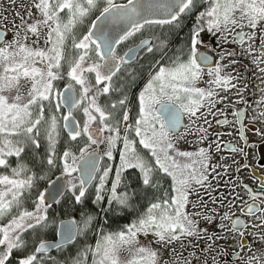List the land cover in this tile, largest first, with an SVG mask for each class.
Wrapping results in <instances>:
<instances>
[{
    "label": "snow or ice",
    "instance_id": "snow-or-ice-1",
    "mask_svg": "<svg viewBox=\"0 0 264 264\" xmlns=\"http://www.w3.org/2000/svg\"><path fill=\"white\" fill-rule=\"evenodd\" d=\"M202 2L30 0L16 9L11 38L0 30V264H89V255L90 264H160L158 251L142 244L141 234H151L158 244L207 235L198 221L203 222V216L211 222V217L204 215L203 202L193 189L209 187L208 150L180 151L177 133L193 126L205 101L213 104L212 86L231 78L221 75L223 66L216 61L215 68L209 67V76L215 74L210 87L196 86L211 61L199 48L200 32L207 27L226 36L227 28L235 25L241 28L240 42L247 40L245 46L251 50L257 49L259 36L264 57V0H206L201 7ZM93 11L98 12L94 19ZM193 15L195 22L175 48L168 36L144 34L156 25L167 26L170 34L185 16ZM137 37L124 54L119 53L122 42ZM148 56L153 60L147 77L132 93L138 73L130 65ZM21 79L26 91L21 90ZM13 89L15 95L5 94ZM91 145L97 148L90 150ZM194 155L199 161L191 164L177 159ZM166 177L170 187H165ZM138 195L145 205L142 211ZM88 199L91 208L86 206ZM189 203L197 211L188 212ZM62 204L66 209L72 206L63 219L57 214ZM247 207L251 213L253 205ZM259 211L264 224V208ZM122 213L130 219L120 224ZM89 232L96 235L95 245L83 244L73 254V245ZM260 238L264 240V233ZM121 248L131 254L123 261ZM176 264L190 261L178 259ZM195 264H200L198 258ZM213 264H218L215 258Z\"/></svg>",
    "mask_w": 264,
    "mask_h": 264
},
{
    "label": "flooded vegetation",
    "instance_id": "flooded-vegetation-1",
    "mask_svg": "<svg viewBox=\"0 0 264 264\" xmlns=\"http://www.w3.org/2000/svg\"><path fill=\"white\" fill-rule=\"evenodd\" d=\"M205 4L206 0L201 3V7H204ZM194 22V15L185 16L180 26L174 28L170 34L167 26L160 25L145 29L144 34H159L162 38L168 36L172 47L175 48L181 43L183 36ZM228 28L226 36H222L215 29L212 31H209L207 27L201 29L199 48L211 57V61L208 66L203 68V78L196 82V86L204 89L210 87L208 81L214 79L215 74L212 77L209 76V67L215 68L216 61H219L223 66L221 75L226 74L231 79L227 81V84L221 79L218 85L212 86L215 93L214 106L205 101V104L199 108L197 116L193 117V126L188 127L187 131L181 128L177 136L199 134L201 133L199 129L204 125L210 128L214 136H221L226 130L231 131L230 138L216 143L217 159H229L228 165L225 167L222 162L220 163L222 172H217L216 175L221 174L220 176H222L226 170L228 184L234 182L236 184L233 192L237 195V203L236 207L232 208L230 225L234 219L244 220L246 228L234 231L241 235V232L247 229V219L250 216L261 214L259 209L264 208V100L261 99L264 97V62H261L264 61V57H261L258 47L259 36L255 39L257 49L251 50L245 46L248 44L247 40H244L243 43L240 42L238 35L241 31L240 27L232 25L231 29ZM243 31L248 33L250 29L244 25ZM139 38L137 37L136 40L130 38L128 42H122L118 46L119 53L124 54L125 49L136 43ZM164 51L171 55L168 49ZM256 57H261V61H257ZM138 60L139 63L130 65L135 66L138 73L135 83L131 85L132 93L138 91L144 83L153 57L148 56L145 59L138 57ZM120 75L124 76L126 72L121 71ZM232 96H237V98ZM205 107L209 111H205ZM203 116H205V121ZM183 123L188 124L187 116L183 117ZM255 136H262V138L255 141ZM250 157L252 160L247 159ZM221 191H224V196L230 197V191L224 189ZM248 205H253L251 213L248 211ZM234 255L238 256L239 254Z\"/></svg>",
    "mask_w": 264,
    "mask_h": 264
},
{
    "label": "rangeland",
    "instance_id": "rangeland-1",
    "mask_svg": "<svg viewBox=\"0 0 264 264\" xmlns=\"http://www.w3.org/2000/svg\"><path fill=\"white\" fill-rule=\"evenodd\" d=\"M29 2L30 0H15V4H13L12 0H0V27L5 29L8 33L6 36L7 39H10L11 35L15 32L12 21L15 17L16 9L20 8L21 5L28 4ZM113 2L125 3L126 0H113ZM20 10L24 11V9L22 8ZM95 15H98L97 11H93L91 18L94 19ZM5 16L8 17L7 20L3 19ZM88 22L90 23V19ZM40 45L43 46V40L40 41ZM19 84L21 90L26 91V81L24 79H21ZM59 86L63 87V84L60 83ZM5 94L15 95L16 92L15 89H13L12 91L6 92ZM234 98H237V96H235ZM203 120L205 121V116H203ZM203 128L206 131L199 134H193L192 136L191 134H183L177 136V147L180 149V151H187L192 153H196L197 149L200 147L208 150V165L207 172L205 173L208 179L205 181V183H207L209 187L204 188L194 185L193 195L198 196L199 199L203 202L204 215H208L211 217V222H209L208 220H203L202 216L201 221L203 222L198 221V225L200 228L206 229L207 235H211L213 237V240H208L207 235H205L204 233L200 234L202 237L201 239H197L196 236L183 237L172 241L171 243L165 242L163 244H158L151 237V234H148L147 238H145L144 234H141L138 238L140 239L142 244L150 246L154 250L158 251L160 264H166V261L169 260L173 261L174 264H176L178 259L180 261L187 260L190 261V264H195L197 258L199 259L200 264H205V262L206 264H213L214 258L217 260L218 264H249V259L253 257L255 259L252 260V264H256V260H259L262 262V264H264V255H262V253H264V240H261L260 238L261 234L264 233V224H262L258 219L261 214L250 216L247 219L248 226L247 229L243 232V237L246 238L247 245L241 247V244L239 243L242 237L237 232H234L235 230H233L230 225L232 208H235V204L237 203V195H235L233 192L235 190L236 184L235 182L228 184V179L226 177V175H228V172L226 170L224 175H216L217 172H222L220 163L222 162V165L225 167L229 162V159L227 158H222V160H220L219 158L217 159L216 153L218 152V150L216 143H221L223 142V140L230 138L231 131L226 130L223 135L214 136L208 126L204 125ZM199 137H203V139H200ZM261 138L262 136H255V141L261 140ZM99 147L102 149L103 145H100ZM95 148H97V145L90 146V150ZM118 159L119 153L117 156V160ZM177 159L181 164H191L193 160L199 161V156L194 155L192 158L178 157ZM247 159L252 160V157ZM103 163L104 161H102V164ZM203 167L204 166L201 164L200 168ZM126 171L129 175H132L130 170ZM188 171L191 172L192 169H188ZM223 178L224 180L222 181ZM108 183L110 184L111 181L109 180ZM164 184L165 187H170L171 179L166 177L164 180ZM132 187H135V183H133ZM222 189L231 192L229 193L231 199L230 197L228 198L227 195H223L224 191H221ZM119 190L123 191L124 189L120 188ZM93 193L94 189L90 194ZM205 193H209L211 199L209 198V195H205ZM144 206L145 205L141 206V211L143 210ZM186 208L190 213H194L195 211H197V209L193 208L191 203L187 204ZM209 209H211L212 211L209 212ZM225 214H228V218H224ZM93 234L96 240V235L94 232ZM216 236H219L220 238L215 239ZM206 244L210 245V247L207 251H204L203 249ZM193 246H195V255L189 257L188 254L189 252L193 251ZM234 254H239L237 259H233V256H235ZM118 255L123 261L125 259H128L131 254L127 249L121 248Z\"/></svg>",
    "mask_w": 264,
    "mask_h": 264
},
{
    "label": "trees",
    "instance_id": "trees-1",
    "mask_svg": "<svg viewBox=\"0 0 264 264\" xmlns=\"http://www.w3.org/2000/svg\"><path fill=\"white\" fill-rule=\"evenodd\" d=\"M204 1H205V0H203V2H204ZM62 135H64V134L62 133ZM61 143H62V141H61ZM41 151H43V149H41ZM117 156H118V151H117L116 153H114V159H115V160H117ZM12 160H13V162H14V161H15V158L13 157ZM0 171H3V169H0ZM45 184H46V181H45L44 183H42L40 186H41V187H44ZM132 186H133V184H132ZM90 193H91V192H90ZM90 193H89V196H90V197H91L92 195H94V193H93V194H90ZM136 199L139 200V201H141V205L139 206L140 209H141V206H143V205H142V204H143V201H142V199H141V197H140L139 195L136 197ZM30 203H31V202H29V204H30ZM65 203L67 204V201H66ZM85 203H86V206H87V207H89V208L92 207L91 199L86 200ZM104 203H107V198H106V197H105V201H104ZM66 210L69 211V212H71V210H72V206H71V205H68V207H67V209H66V208H65V205L62 204V205H60L59 208L57 209V214L60 215V218H61V219L64 218V217H63V213H64ZM78 215H79V209H77V211H76V216H75V218H78ZM128 219H130V217H126V216H124V214L122 213V214H121V219H120V221H118V223L122 224V223L126 222V220H128ZM96 227H99V225H96ZM107 230L112 231V230H115V229H114V227H109ZM95 242H96V240H95L94 234H93V232H90L86 238H84V239H80V243H79V244H74V245H73V247H74V249H73V254H74L75 249L78 248V247H80L81 245H83V244L95 245ZM51 254H52V255H56L55 250H54L53 252H51ZM87 259H88L89 264H90L91 259H92V258H91V255H89V256L87 257Z\"/></svg>",
    "mask_w": 264,
    "mask_h": 264
},
{
    "label": "water",
    "instance_id": "water-1",
    "mask_svg": "<svg viewBox=\"0 0 264 264\" xmlns=\"http://www.w3.org/2000/svg\"><path fill=\"white\" fill-rule=\"evenodd\" d=\"M143 2L144 3H150V2H154V0H143ZM118 4H120V3H118ZM95 18V17H94ZM0 30H3V29H0ZM6 32V31H5ZM7 34V33H6ZM238 220V219H237ZM239 220H241V221H243V224L241 225V224H238V225H236V226H234L233 225V223L231 224V228L233 229V230H244L245 229V227H246V223H245V221L244 220H242V219H239ZM239 244H241L242 246H246L247 245V240L244 238V237H242L241 239H240V243ZM54 250H50V252H53ZM238 258V256L237 255H235V256H233V259H237Z\"/></svg>",
    "mask_w": 264,
    "mask_h": 264
}]
</instances>
